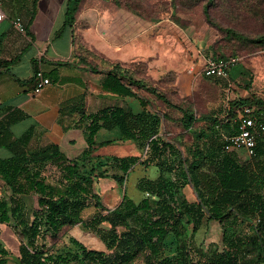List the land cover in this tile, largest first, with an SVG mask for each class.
Listing matches in <instances>:
<instances>
[{"label":"trees","instance_id":"16d2710c","mask_svg":"<svg viewBox=\"0 0 264 264\" xmlns=\"http://www.w3.org/2000/svg\"><path fill=\"white\" fill-rule=\"evenodd\" d=\"M79 3L71 2L72 12ZM226 32L264 44V34L248 39L230 28ZM110 65L116 76L115 92L135 102L126 108L83 110L87 148L80 156L69 158L59 145L33 144L29 137L7 144L12 156L0 159L4 182L0 224L11 227L20 238L17 263L264 264V139H258L255 154L246 158L224 147L225 137L239 132L236 107H241L239 113L252 107L264 121V101L234 100L224 120L220 118L223 107L214 113L196 114L171 102L132 70L119 63ZM129 83L131 87L126 85ZM135 86L161 100L163 114L152 108L148 97L138 96ZM164 119L181 123L194 140L187 143L181 135L176 140L164 137ZM201 121L208 124L195 129L194 124ZM101 130H116L119 138L99 142ZM124 140L134 142L142 154L96 153ZM137 165L155 166L159 174L138 180L143 193L140 200L124 194L117 206L106 208L100 180L113 179L124 185ZM189 184L197 192V201L185 194ZM214 221L222 225V238L207 243L205 236ZM74 225L97 235L105 249L89 248L73 236L59 243L62 229ZM10 257L0 240V264H8Z\"/></svg>","mask_w":264,"mask_h":264},{"label":"crops","instance_id":"0c3cea01","mask_svg":"<svg viewBox=\"0 0 264 264\" xmlns=\"http://www.w3.org/2000/svg\"><path fill=\"white\" fill-rule=\"evenodd\" d=\"M1 1L5 17L0 21V159L12 156L8 143L26 137L33 144H57L69 158L80 156L87 148L81 124L83 110L93 113L106 107L126 108L135 102L115 92L116 76L110 64L119 63L134 72L138 69L139 74L147 67L157 77L176 71V80L182 85L193 76L191 68L182 71L180 67L187 64L179 56L186 42L177 31L169 34L174 26L168 18L148 24L121 7V0H80L74 12L70 7L73 0ZM16 17L22 18L25 32L13 26ZM83 41L105 59L89 62L80 49ZM207 59L194 73L205 77L202 69ZM38 69L52 83L37 93L34 74ZM154 110L163 114L159 108ZM102 131L106 130L99 133ZM108 133L115 135L98 141L119 138L116 130ZM130 142L135 144L119 141L122 145ZM112 146L96 153L130 155L116 154V146ZM3 187L0 179V197Z\"/></svg>","mask_w":264,"mask_h":264},{"label":"rangeland","instance_id":"374dc122","mask_svg":"<svg viewBox=\"0 0 264 264\" xmlns=\"http://www.w3.org/2000/svg\"><path fill=\"white\" fill-rule=\"evenodd\" d=\"M123 1H119L121 7L127 8L132 14L146 20L148 24H154L165 18L169 19L170 24L174 26L169 29V34L171 31H177L186 42L180 53L177 51L179 56L187 61V64L180 65L183 68L182 71L191 68L195 72L204 59L212 56L236 55L239 59L237 65L231 69L228 78L202 77L193 72V76L189 77V82L182 85L176 80V71L157 77L156 72L153 75L152 70L147 67L144 70L141 68L140 74L138 69L135 70L136 72L133 71L137 78L153 83L171 102L182 109L192 110L196 114H210L217 112L221 107L228 111L231 102L240 101L243 98H252L253 100L259 98L264 101V44L253 43L246 39L228 35L226 32L230 28L248 39L264 34V0ZM126 1H129V6H127ZM163 40L166 42V37ZM79 44L83 56L89 62L105 59L102 55L89 49V45L85 41ZM166 51L168 50L166 49L164 52ZM165 55L168 56L166 53ZM134 89L151 100L153 109H164V103L154 95L152 96L146 90L136 86ZM240 109L241 107H236L238 119ZM176 112L182 114L180 110H176ZM227 114L221 115L220 118L226 119ZM203 124L206 125L208 122H196L194 128L197 129ZM161 134L171 140H176L177 136L181 135L183 142L187 143L194 140L193 133L184 130L181 123L166 119L163 120ZM114 135L115 133L110 134L108 131H102L98 134L97 139L102 140ZM118 144L119 146H112L115 147V152H108L136 156L142 154L136 144L131 142L123 145ZM237 152L243 158L247 157L244 150H237ZM158 174L159 170L155 166L145 168L137 165L129 172L124 185H120L118 181L113 179L100 180L99 187L103 204L106 208L112 209L121 202L124 194H128L135 200H140L143 193L137 187L138 180L142 177L154 179ZM185 194L190 201L198 200L191 184L185 187ZM92 212L90 210L87 213L88 216ZM102 212L106 213L107 211L102 210ZM222 230V225L219 222H212L205 236L206 242L221 240ZM70 236L78 238L89 248L105 249L97 235L84 231L79 225L63 228L57 241L63 243L68 241ZM0 240L10 251L11 257L8 264H18L16 256L20 238L17 233L11 227L1 225ZM49 241L53 242L51 238ZM138 264L144 263L140 260Z\"/></svg>","mask_w":264,"mask_h":264},{"label":"built area","instance_id":"2783aa9c","mask_svg":"<svg viewBox=\"0 0 264 264\" xmlns=\"http://www.w3.org/2000/svg\"><path fill=\"white\" fill-rule=\"evenodd\" d=\"M110 1V0H106ZM5 14L2 10V1L0 0V21ZM13 26L20 32L26 31V26L21 17L12 19ZM238 57H209L202 69L205 77L228 78L231 69L237 65ZM35 92H40L43 88L52 83L51 79L43 73L41 69L35 71ZM264 139V121L254 112L252 107L246 106L239 115V132L230 134L225 137V149L244 150L247 156L255 154V148L258 139Z\"/></svg>","mask_w":264,"mask_h":264},{"label":"water","instance_id":"95a60500","mask_svg":"<svg viewBox=\"0 0 264 264\" xmlns=\"http://www.w3.org/2000/svg\"><path fill=\"white\" fill-rule=\"evenodd\" d=\"M192 185V187H193V184H191ZM194 188V187H193ZM194 191H195V189H194ZM195 193H196V195H197V192L195 191ZM198 196V195H197Z\"/></svg>","mask_w":264,"mask_h":264}]
</instances>
